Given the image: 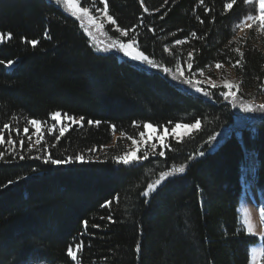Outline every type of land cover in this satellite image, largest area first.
<instances>
[{
	"label": "trees",
	"instance_id": "1",
	"mask_svg": "<svg viewBox=\"0 0 264 264\" xmlns=\"http://www.w3.org/2000/svg\"><path fill=\"white\" fill-rule=\"evenodd\" d=\"M86 1L81 6L89 7ZM90 2L103 8L99 0ZM229 2L144 0L145 13L140 0H107L117 22L111 25L136 26L130 36L156 63L173 72L179 63L186 75L189 52L196 75L220 63L234 72L238 95L249 102L264 87V33L256 26L238 36L236 25L255 14L256 5L235 0L226 10ZM115 29L113 37L127 42ZM0 32L12 33L0 42V127L10 125L5 141L10 132L17 156L28 157L13 160L6 151L11 146L0 145V264H75L67 247L80 242V264L251 263L250 249L260 240L246 232L239 205L252 183L264 206V111L255 109L247 120L240 99L225 100L218 88L206 87L212 95L205 96L162 69L96 51L80 22L52 0H0ZM32 39L35 47L26 42ZM236 48L244 58L234 66ZM56 111L84 120L56 140L59 131H46ZM30 118L47 121L34 149L27 148L31 126L23 133ZM196 120L199 129L167 140L164 157L150 154L130 165L112 159L124 151L114 135L135 138L145 122L169 128ZM44 144L53 159L83 154L87 162L45 163ZM180 165L184 173L141 195L161 171ZM105 201L110 206L101 207Z\"/></svg>",
	"mask_w": 264,
	"mask_h": 264
},
{
	"label": "snow or ice",
	"instance_id": "2",
	"mask_svg": "<svg viewBox=\"0 0 264 264\" xmlns=\"http://www.w3.org/2000/svg\"><path fill=\"white\" fill-rule=\"evenodd\" d=\"M84 0H55V3L58 6H63L67 9L68 12L73 17H77L81 20V26L84 28V31L87 32L89 37L93 35L92 28H95L97 30H101L104 28V25L106 22L111 23L112 25H116V20L113 18L112 15H109V6L107 3V0H99V3L103 4V8L100 7H94V12L96 15H93L90 11V8L88 6H81V3H83ZM168 0H165V4H167ZM255 3L256 9L255 14H250L244 17V19L236 25L237 28H241V30H251L254 27H257V31L264 33V0H245V3ZM141 7L143 8V11L145 13L149 12L148 7L144 5V0H140ZM201 3H203V0H201ZM235 3V0H231V2L225 4V9H231L233 7V4ZM158 11V10H157ZM205 11L207 12L208 9L206 8ZM87 20L88 25L85 26L83 21ZM136 26H133L135 28ZM133 28H120L119 26L116 27V31L119 33L120 37L126 38L127 42H124L122 39H115L113 40L107 49H104L103 51H111L112 49L117 50L120 53H123L125 57H129L131 60L138 61L143 64H147L151 68H157L162 69L163 73L170 74L172 79H178L181 83L191 86L195 89L196 92L203 93L205 96H211L212 93L207 90L206 87H201V81L195 80L194 77L196 75L195 72H192L193 63L191 62V58L193 56L192 52L188 53V60L184 61V63L187 64V68L189 70L188 74H185L184 69L181 67V65L178 63L175 66V72H173L172 69L166 66H162L152 58H150L148 55L145 54L144 51L139 50V47L137 45V39L134 36H130V33L133 31ZM195 36V33L192 34ZM44 36L46 38H50L48 36L47 30H45ZM11 39L12 33L11 32H0V42H3L5 39ZM22 39H24L22 37ZM235 39V37H234ZM27 43L31 44L33 47H35L38 44V41L35 39L27 40ZM184 41L176 40L175 44L179 45L182 44ZM165 52H168L169 49L167 46L164 48ZM235 52L238 53L240 59H237L235 61V65H240L241 60L244 58V52L241 51L240 48H236ZM0 63H3V61H0ZM13 60H8V65H13ZM217 68L222 67L220 63L216 64ZM212 88H216L217 85L214 82H210ZM237 86L228 82L227 80L223 83V88L227 89L226 91H222L220 95L224 97L225 100H228L230 97L232 98L233 102H235L237 97V91L232 90L233 88H236ZM238 90V89H237ZM240 107L247 110V111H253L255 109H259L261 111H264V103L259 105H252V104H244L242 101L240 103ZM50 116L52 120L54 121L52 127H48L46 131L48 133H53L54 129L58 126L59 127V135L55 137L56 140H59L65 132L74 124H81V122L84 120V117H79L78 119L69 115L67 112H64L63 114L59 111L50 113ZM61 116L63 117V120H61ZM47 121H41L39 119H27L26 120V126L23 128V133L27 135L29 133V127L30 125L34 131L31 135L27 136V148L28 149H34L36 146H40L41 142L44 140V129L43 125L46 124ZM88 124L95 123L96 126H99L101 121H92L88 120ZM171 123V122H169ZM133 125L139 127L137 125V122L133 121ZM152 124H149L145 122L143 124L144 131H140L139 137L140 140L137 141L132 136H128V139L132 141L133 149L130 152H125L123 155L114 156L112 159L116 164H123V165H130L138 161H143L148 159L149 155H158L159 157L165 156V151L163 150L165 145V140L167 138V128H165V135H159L156 133V130H153V134L156 136V143L152 142V136L148 134L147 130L149 128H152ZM192 128V129H199L200 128V120H196L195 123L192 124H181L177 123L175 125V128L172 129L173 133L175 132L176 128ZM113 131H115V126H112ZM10 129V125L8 123H4L2 127H0V145L7 144L11 146L10 148L6 149L7 152L11 153L12 159H20L24 160L28 157L25 155H19L17 156V153L15 151V143L16 141L13 140L11 133L8 134V139L5 141V132ZM12 131H16L19 133V129H12ZM33 136L36 137V139L33 141ZM214 137H209V141L213 140ZM21 148L24 147L25 140L23 137H21L20 141ZM157 144L160 146V150L156 151ZM48 148L49 146L47 144L42 145V147L39 149L44 153L43 159L45 163H50L52 165L61 166V165H67L71 163L81 162L85 163L86 158L83 154H75L70 157L66 158H59V159H53L51 155L48 154ZM143 150V154L137 156V152ZM149 149L151 151H149ZM90 152H94L95 149H90ZM200 156H203L204 153L201 152L199 154ZM41 158V157H37ZM193 157H189V159H192ZM5 159V151H0V160ZM185 172V165H180L179 167H173L170 171H161L159 173V178L156 179L154 182L148 183L146 189L141 193L142 196L148 197L152 192L156 191L159 186H161L163 183H165L169 177L174 176L177 173H184ZM17 179H20V177H17ZM9 184H12L13 181L9 180ZM147 203V201H145ZM110 206V201H105L104 205H101V207ZM260 217L261 220L264 221V206L260 208ZM109 219L111 217L109 216ZM85 225H87V221L84 222ZM247 225V230L249 233L253 231V225L250 221H245ZM93 227H98V225H93ZM136 251L139 252L141 248V241H137L136 243ZM83 249V243H75L74 245L70 244L67 247V256L71 258L75 264H80L79 256ZM261 255H264V251L261 252ZM253 264H255V257H253Z\"/></svg>",
	"mask_w": 264,
	"mask_h": 264
},
{
	"label": "rangeland",
	"instance_id": "3",
	"mask_svg": "<svg viewBox=\"0 0 264 264\" xmlns=\"http://www.w3.org/2000/svg\"><path fill=\"white\" fill-rule=\"evenodd\" d=\"M52 1L55 2V0H52ZM78 2H79V0H78ZM86 2H88L89 8H90V11L92 12V14L96 15V13L94 12V7H98V6H95L94 4H92L90 2V0H87ZM61 7L65 11H67V9L65 7H63V6H61ZM68 13H70V12H68ZM75 18L80 22V25H81V20L78 19L77 17H75ZM83 23L85 26L88 25L87 20L83 21ZM114 29L115 28L111 25V23L106 22L104 25V28L101 30H97L95 28H92L91 30L93 32V35L91 37H89L87 32H85L84 28L82 27V30L84 31V33L89 38L90 44L92 45V47L96 51H103L104 49H107L109 44L113 40L116 39L113 37V34H112V31H114ZM247 30L248 29L241 30V28H240L239 32H238V36L244 35V33ZM112 50L117 52V54L119 55V58L122 60L126 59L129 62H131L135 65L144 67L146 69L151 68L147 64H143V63H140L138 61L131 60L129 57H125L123 55V53H120L115 49H112ZM151 69H155V68H151ZM194 79L202 82L200 86L209 87V88H212L210 82H214L217 85L216 88H218L222 91L227 90V89L223 88V83L225 80L236 85L237 87L233 88L232 90L237 91V97L236 98L240 99V101L237 100L239 102L238 105H240L241 101L244 104H252V105H259V104L264 103V87L262 89L261 96H259V98L257 100H251V101L247 102L243 99V97L241 95H238V92H239L238 79H237L236 75L234 74V72L229 67H226V66H222L221 68L215 67V69L212 72L208 70V72H206V73H199V74L195 75ZM253 111H249L248 113L244 114L246 116L247 120H251L252 116L255 114V112H253ZM61 120H63L62 116H61ZM53 123H54V121L51 118L50 122L48 124H46L47 128L52 127ZM165 128L166 127L157 128V127L153 126L152 128H149L147 130L148 134L152 136V142L153 143H156V136L153 134V130L155 129L156 133L159 135H165ZM173 128H175V125L167 128L168 132H167V138L165 140V145H166L167 140L169 138L181 139V138L187 136L193 130H195L192 128L181 127V128H176L175 132L173 133V131H172ZM31 130H32V132L34 131V129H31ZM54 131H59V127L57 126L54 129ZM143 131H144V129H143ZM117 137L121 138V146L124 148L122 155L125 152L132 151L133 145H132V141L130 139L125 138L124 136L114 135L113 143H115ZM35 139H36V137L33 136V141ZM134 139L139 141L140 140L139 135L137 137H135ZM143 150L144 149L142 148L141 151H138L136 153L137 156L142 155ZM159 150H160V146H159V144H157L156 151L158 152ZM149 151H151V150L149 149ZM254 168H255V163H254V161H251L250 172H253ZM260 204H262V201H261V198L259 196L257 188L252 183H250V185H248V186H245L243 188V196L241 198L240 205H239L240 221L244 225L245 230L248 234L254 235L260 240L259 244H257L256 246H254L250 249V258H251L250 264H253V257H255V264H264V255H261V252L264 251V221H262L261 217H260ZM246 220L250 221L251 224L253 225V231L251 233H249L247 230V225L245 223Z\"/></svg>",
	"mask_w": 264,
	"mask_h": 264
}]
</instances>
